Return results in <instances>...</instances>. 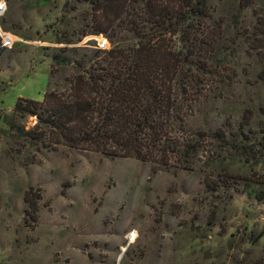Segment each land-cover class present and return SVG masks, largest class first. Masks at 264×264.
Masks as SVG:
<instances>
[{"label":"rangeland","instance_id":"1","mask_svg":"<svg viewBox=\"0 0 264 264\" xmlns=\"http://www.w3.org/2000/svg\"><path fill=\"white\" fill-rule=\"evenodd\" d=\"M220 1L225 11L236 2ZM258 15L264 0L238 20L247 26ZM89 20L82 0H0V264L264 262V155L249 163L204 141L180 169L34 146L10 128L17 98L41 101L54 49L110 48L104 35L82 36ZM249 33L239 48L227 46L224 83L198 78L206 97L181 137L234 127L241 115L262 123L264 38L248 48ZM34 124L33 117L13 123L24 131ZM26 192L38 196L34 221Z\"/></svg>","mask_w":264,"mask_h":264},{"label":"trees","instance_id":"2","mask_svg":"<svg viewBox=\"0 0 264 264\" xmlns=\"http://www.w3.org/2000/svg\"><path fill=\"white\" fill-rule=\"evenodd\" d=\"M82 1L90 15L82 36L104 35L110 48L100 50L92 42L54 49L41 101L17 98L13 105L10 128L18 137L49 149L61 146L180 169L188 168L204 141L249 163L259 161L263 108L257 110L262 123L241 115L234 127L179 134L188 113L206 97L198 78L224 83L227 46L239 48L246 30L248 48L264 38V17L256 16L247 26L238 20L254 0H236L228 11L220 0ZM28 117L35 120L28 131L13 125ZM218 181L220 187L227 183ZM36 199L24 194L33 221Z\"/></svg>","mask_w":264,"mask_h":264},{"label":"built area","instance_id":"3","mask_svg":"<svg viewBox=\"0 0 264 264\" xmlns=\"http://www.w3.org/2000/svg\"><path fill=\"white\" fill-rule=\"evenodd\" d=\"M3 41H4V43H5L6 45H10V44H11V40L8 39V38H6V37L3 38ZM101 45L104 46L103 44H101ZM99 46H100V45H99ZM101 49H103V48L101 47Z\"/></svg>","mask_w":264,"mask_h":264}]
</instances>
